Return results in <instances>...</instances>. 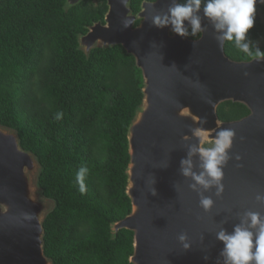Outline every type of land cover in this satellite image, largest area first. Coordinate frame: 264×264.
Returning a JSON list of instances; mask_svg holds the SVG:
<instances>
[{
    "label": "water",
    "instance_id": "obj_1",
    "mask_svg": "<svg viewBox=\"0 0 264 264\" xmlns=\"http://www.w3.org/2000/svg\"><path fill=\"white\" fill-rule=\"evenodd\" d=\"M81 1L65 0L64 9ZM148 3L144 0L133 13L129 0H107L104 22H93L77 38L87 57L93 48L122 45L143 77L142 100L127 131L131 210L111 223L112 237L122 228L133 231V264H222L223 244L215 235L220 227L231 232L246 211L264 216V203L256 200L264 194V60L230 58L226 41L217 44L206 20L207 30L194 39L174 34L170 27L157 28L151 18L166 11L171 0ZM126 18L132 21L128 27ZM226 100L245 104L250 113L221 120L217 108ZM221 127L236 132L232 158L224 167L222 196L216 197L214 188L204 193L214 200L205 212L199 195L188 187L192 181L180 174V161L189 144L205 146ZM197 131L204 135H195ZM41 170L35 153L22 147L17 130L0 123V264H53L44 252L43 222L55 203L38 186ZM182 233L191 243L188 250L178 240Z\"/></svg>",
    "mask_w": 264,
    "mask_h": 264
},
{
    "label": "trees",
    "instance_id": "obj_2",
    "mask_svg": "<svg viewBox=\"0 0 264 264\" xmlns=\"http://www.w3.org/2000/svg\"><path fill=\"white\" fill-rule=\"evenodd\" d=\"M140 1L131 0L134 11ZM64 3L0 0V123L16 129L41 164L38 186L55 203L43 222L53 264H133V231L112 237L110 225L131 210L127 131L142 100V72L122 45L93 48L88 57L78 49V34L103 17V1L68 10ZM259 11L264 5H256L251 42L264 30ZM224 50L234 60L252 57L232 42ZM247 111L233 101L217 108L221 120ZM81 166L89 169L83 192Z\"/></svg>",
    "mask_w": 264,
    "mask_h": 264
},
{
    "label": "clouds",
    "instance_id": "obj_3",
    "mask_svg": "<svg viewBox=\"0 0 264 264\" xmlns=\"http://www.w3.org/2000/svg\"><path fill=\"white\" fill-rule=\"evenodd\" d=\"M155 2L149 0L148 5L154 6ZM257 3L264 5V0H171L166 11L152 16L151 23L160 29L170 27L172 33L181 37H196L207 30L206 20L213 28L214 39L219 46L222 47L225 41L232 42L239 51L260 61L264 60V51L247 36L254 25ZM131 23L127 18L123 21L124 27ZM206 122L203 120L201 126ZM195 135L203 136L204 133L197 131ZM235 136L234 129L221 127L215 132L211 146H202L200 142L189 144L186 158L180 161V174L192 181L188 187L199 195V206L205 212L213 208L214 200L204 193L214 188V195L220 197L224 192V167L232 158L229 150ZM194 157L198 158V164L194 163ZM235 159L240 160L241 157L237 155ZM88 171L87 166H81L76 172L81 192L85 190L84 180ZM155 182L153 177L151 184ZM150 192L157 195L154 187ZM256 200L264 203V194L258 193ZM215 235L223 244L219 253L222 264H264V216L260 212L246 211L231 232L220 227ZM178 240L184 250L191 248L186 234H180ZM204 259L207 261L208 256L205 255Z\"/></svg>",
    "mask_w": 264,
    "mask_h": 264
},
{
    "label": "flooded vegetation",
    "instance_id": "obj_4",
    "mask_svg": "<svg viewBox=\"0 0 264 264\" xmlns=\"http://www.w3.org/2000/svg\"><path fill=\"white\" fill-rule=\"evenodd\" d=\"M95 2H97V0H94ZM99 1H103L104 3H105V5H106V10H105V12L103 13V17L102 18H100V20H102V22H104V15H105V13H106V11H107V9H108V5H107V0H99ZM144 0H141L140 1V5H139V9L137 10V11H134L133 9H132V7H131V0H129V6H130V8L132 9V12L133 13H137L140 9H141V5H142V2H143ZM149 1V0H148ZM99 20V19H98ZM97 21V20H96ZM95 22V21H94ZM139 23V20H136L135 21V25L136 24H138ZM89 26V25H88ZM87 26V27H88ZM200 35V34H199ZM189 37V36H188ZM199 37V36H198ZM189 38H192V37H189ZM195 38H197V37H195ZM194 39V38H193ZM256 40H254V41H252L253 43H255L256 45H258V46H260V47H264V45H259V44H257L256 42H255ZM252 58H254V56H252L250 59H252ZM250 59H245V60H250ZM242 60H244V59H242ZM226 101H231V100H226ZM226 101H223V102H226ZM223 102H221V103H223ZM234 102V101H233ZM220 103V104H221ZM238 103H240V102H238ZM219 104V105H220ZM241 104H243V103H241ZM218 105V106H219ZM243 105H245V104H243ZM246 106V105H245ZM246 108H247V113L246 114H244V115H242L241 117H238V118H236V119H240V118H242V117H244V116H246V115H248L249 113H250V109L246 106ZM232 120H235V119H232ZM207 144V146L209 145V144H211V142H208V143H206Z\"/></svg>",
    "mask_w": 264,
    "mask_h": 264
},
{
    "label": "rangeland",
    "instance_id": "obj_5",
    "mask_svg": "<svg viewBox=\"0 0 264 264\" xmlns=\"http://www.w3.org/2000/svg\"><path fill=\"white\" fill-rule=\"evenodd\" d=\"M259 13H260V16H261V20H262V22H263V24H264V12L259 11ZM255 42H256L257 44H259V45H264V30H263V33L260 35L259 38L256 39ZM207 143H208V142H207ZM208 146H211V144H209Z\"/></svg>",
    "mask_w": 264,
    "mask_h": 264
}]
</instances>
